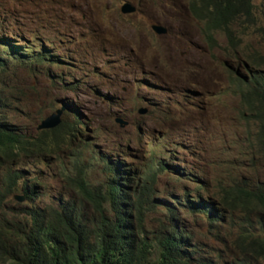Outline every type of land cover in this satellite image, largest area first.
<instances>
[{
  "label": "rangeland",
  "instance_id": "1",
  "mask_svg": "<svg viewBox=\"0 0 264 264\" xmlns=\"http://www.w3.org/2000/svg\"><path fill=\"white\" fill-rule=\"evenodd\" d=\"M123 2L134 10L121 14ZM251 3L255 24L232 22V40L226 45L215 35L217 47L209 51L186 0H0V35L38 50L48 48L47 54L63 60L38 68L10 50L0 80L25 93L26 111L13 116L28 124L32 134L38 132L39 120L58 106L54 103L46 111L47 102L55 99L71 108L64 107L61 119L81 121L65 144L54 147L48 164L23 158L12 165L27 178L36 175L37 191L44 193L37 200L47 203L67 189L62 170L67 173L73 154H78V166L91 184L106 179L107 165L114 160L129 168V177L140 174L138 180L146 163L152 170L155 160L178 164L207 184H199L206 189L200 192L212 200H221L218 185L242 176L264 181V148L249 149L247 141L255 125L245 121L247 109L237 91L243 86L223 64L237 67L248 51L263 53L254 30L264 28V0ZM153 23L166 33L155 34ZM239 70L248 77L241 64ZM37 110L43 116L36 122ZM151 185L153 198L167 202L188 186L166 171L158 172ZM162 210L146 211L145 230L156 228L158 219L163 222ZM181 219L204 252L219 263L229 260L232 249L228 251L231 245L223 230H210L188 208Z\"/></svg>",
  "mask_w": 264,
  "mask_h": 264
},
{
  "label": "trees",
  "instance_id": "2",
  "mask_svg": "<svg viewBox=\"0 0 264 264\" xmlns=\"http://www.w3.org/2000/svg\"><path fill=\"white\" fill-rule=\"evenodd\" d=\"M186 7L200 23L207 45L214 42V31L222 32L230 42L232 22L246 27L255 24L251 0H186ZM254 31L260 35L263 53L247 54L261 67L264 28ZM1 44L0 71L6 70L5 64L10 62L5 58L11 54L10 50L38 68L50 61L61 63L57 57L21 45L3 34ZM26 68L28 72L35 71ZM45 74L51 82L53 77L47 70ZM5 81L0 80V264H264V181L258 179L240 177L218 185L216 190L220 191L221 200L203 198L198 184L204 182L197 181L194 194L185 199L184 207L203 214L210 230L224 231L232 255L221 263L211 253L204 252L198 240L193 241L192 234L182 227L179 196L174 201L177 207L151 194L150 183L158 172L184 176L183 169L170 165L172 162L155 160L153 170L145 162L147 167L144 166L140 181V174L129 177V168L114 160L107 165L106 179L91 184L83 166H78V154H73L71 169L67 173L62 170L63 178L69 182L67 189L49 197L47 203L37 200L44 193L37 191L36 175L27 178L12 165L23 158H39L48 163L54 147L65 144L81 121L67 123L61 119L54 127L32 134L28 124L18 122V116H13L21 109L26 112L25 93L18 88L14 91ZM252 83L255 84L247 96L245 121L254 123L255 129L247 141L249 149L259 152L264 148V77L255 75ZM54 103L55 99H50L46 111ZM42 116L43 112L37 110L33 121ZM15 193L24 200L9 199ZM205 202L214 211L207 216L208 211L203 210ZM155 207L163 209V222L158 219L156 228L145 230L144 214Z\"/></svg>",
  "mask_w": 264,
  "mask_h": 264
},
{
  "label": "clouds",
  "instance_id": "3",
  "mask_svg": "<svg viewBox=\"0 0 264 264\" xmlns=\"http://www.w3.org/2000/svg\"><path fill=\"white\" fill-rule=\"evenodd\" d=\"M124 3V2H123ZM120 8V7H119ZM187 8V7H186ZM119 12H120V10H119ZM121 13V12H120ZM121 14H129V13H121ZM192 17V16H191ZM193 18V17H192ZM194 19V18H193ZM195 20V19H194ZM196 21V20H195ZM199 23V22H198ZM154 24V23H153ZM153 24H151V25H153ZM151 25H150V29H151ZM152 30V29H151ZM199 30H200V23H199ZM153 31V30H152ZM166 33V32H165ZM164 33V34H165ZM200 33H201V30H200ZM156 34V33H155ZM164 34H159V35H164ZM215 35H221L223 38H224V40L226 41V45H228V40H227V38L225 37V35L222 33V32H220V31H214L213 33H212V37H213V39H214V42H211L209 45H207L206 44V42H205V40H204V38H203V35H202V33H201V36H202V39H203V41H204V43H205V45H206V47H207V49L209 50V51H211L212 49H214V48H216L217 47V41H216V38H215ZM40 50H43L45 53H49L50 52V49H48V48H43V49H40ZM249 52V51H248ZM52 57V56H51ZM53 57H57L58 59H60L61 60V63H63V60L61 59V58H59L58 56H53ZM244 60L248 63H246L244 60H242L240 63H237L238 64V66L237 67H233V66H229L228 65V63L227 62H223V64H224V66L226 67V68H228V70L229 71H232L233 73H234V79H235V82L238 84V85H242L243 86V88L242 87H240V86H238V89H237V91L239 92V95L242 97V103H243V105L246 107V109H248V107H247V96H248V93L250 92V89H252V86L255 84V83H252L251 84V82H252V78H253V76H255V75H261V76H263L264 77V69H261L262 68V66L261 67H258L257 65H255L254 64V61H253V59H252V57H250V56H248V54L246 53V54H244ZM60 60L59 61H57V62H60ZM61 63H58V64H61ZM240 64L245 68V70H247V73H248V77L246 78V76H244L243 74H241L240 73V70H239V67H240ZM42 68V67H41ZM189 94H190V96H192V97H195V96H198L199 95V92H197V91H187ZM56 105H61V103L60 102H58L57 103V101H56V103H55ZM63 104L65 105V107L66 108H70L68 105H66L65 104V100H64V102H63ZM56 107V108H59V107ZM71 109V108H70ZM246 111V110H245ZM51 112V111H50ZM49 112V113H50ZM62 116V115H61ZM44 117V116H43ZM60 120H61V117H60ZM54 153V152H53ZM52 153V154H53ZM49 161H50V159H49ZM49 161H48V163H49ZM47 163V164H48ZM170 165H175V166H177L179 169L181 168V169H183V171H184V176L182 177V176H177V175H173L172 173H170L171 175H173L175 178H177V179H179V180H181L183 183H187V185L188 186H186V190H185V185H183V189H182V191L180 192V193H174V194H172L173 195V198L174 199H172V201H169V203L170 204H172L173 206H177L175 203H174V201H178V196L180 197V201H181V203H182V205H181V208L179 209V212H180V214H181V216H182V212L183 211H185V209H186V207H184V205H185V199H189L190 198V193L192 192V187H194L195 186V183L197 182V181H200L199 179H198V176L197 175H195L194 173H191V172H189L188 170H185V168H183V167H179L178 166V164H175V163H171ZM68 169H71V162H70V165H69V168ZM242 178H244V179H248V180H251L252 178H251V176H242ZM65 179V178H64ZM141 181V180H140ZM153 182V181H152ZM152 182L150 183V187L152 188ZM202 182H204V181H202ZM194 185V186H193ZM199 185V184H198ZM203 185V187L205 188V185H207L206 183L204 184H202ZM200 186V185H199ZM201 187V186H200ZM203 187H201V189H204ZM200 189V190H201ZM200 190L198 191V192H200ZM14 195H17V196H19V197H21L22 198V200L20 201V202H22L24 199H23V197H22V195H19V194H17V193H15V194H13V196ZM203 198H205V197H207V196H202ZM209 198V197H208ZM210 199V198H209ZM13 200H14V198H13ZM14 201H16V200H14ZM17 202V201H16ZM205 204V208L203 209V210H206V211H208V212H206V216L208 215V213H212V212H214L213 211V209H212V205L210 204V203H207V202H205L204 203ZM178 207V206H177ZM223 214H225V212L223 213ZM195 215H198V216H201V217H203V214H201V213H195ZM205 216V215H204ZM205 216V217H206ZM204 218V217H203ZM205 219V218H204ZM207 219V218H206ZM180 220L181 221H183L182 219H181V217H180ZM208 220V219H207ZM220 223H222V222H220ZM214 224H219V223H214ZM217 236V235H216Z\"/></svg>",
  "mask_w": 264,
  "mask_h": 264
},
{
  "label": "water",
  "instance_id": "4",
  "mask_svg": "<svg viewBox=\"0 0 264 264\" xmlns=\"http://www.w3.org/2000/svg\"><path fill=\"white\" fill-rule=\"evenodd\" d=\"M121 13H130L134 10V6H132L130 3L128 2H124L120 5L119 8ZM151 29L153 30L154 33L156 34H164L166 32L164 27H161L158 24H153L151 25ZM59 102V100H57V103ZM65 105L63 104V102H61V105L59 108H55L53 110V112H50L48 115L42 117L38 124L36 125V129H48V128H52L55 125H57L60 121V116L62 114V111L64 110ZM144 110H142L143 112ZM14 200H16L17 202H20L22 200L21 197L14 195L13 196Z\"/></svg>",
  "mask_w": 264,
  "mask_h": 264
}]
</instances>
